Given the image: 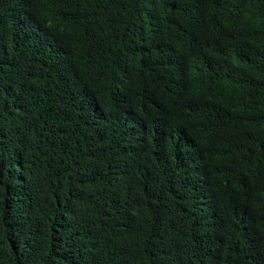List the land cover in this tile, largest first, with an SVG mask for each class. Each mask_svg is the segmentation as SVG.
Here are the masks:
<instances>
[{"label":"trees","instance_id":"trees-1","mask_svg":"<svg viewBox=\"0 0 264 264\" xmlns=\"http://www.w3.org/2000/svg\"><path fill=\"white\" fill-rule=\"evenodd\" d=\"M0 264H264V0H0Z\"/></svg>","mask_w":264,"mask_h":264}]
</instances>
